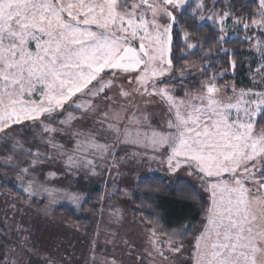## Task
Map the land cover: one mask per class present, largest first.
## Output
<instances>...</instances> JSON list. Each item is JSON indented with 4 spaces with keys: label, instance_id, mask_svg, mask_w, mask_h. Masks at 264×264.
I'll return each instance as SVG.
<instances>
[{
    "label": "snow or ice",
    "instance_id": "1",
    "mask_svg": "<svg viewBox=\"0 0 264 264\" xmlns=\"http://www.w3.org/2000/svg\"><path fill=\"white\" fill-rule=\"evenodd\" d=\"M182 172L187 214L144 219ZM105 177L94 207H136L146 243L53 233L40 255L23 209L91 211ZM0 188L26 197L0 192V264H264V0H0Z\"/></svg>",
    "mask_w": 264,
    "mask_h": 264
},
{
    "label": "rangeland",
    "instance_id": "2",
    "mask_svg": "<svg viewBox=\"0 0 264 264\" xmlns=\"http://www.w3.org/2000/svg\"><path fill=\"white\" fill-rule=\"evenodd\" d=\"M157 116H159L160 110L159 109H152ZM79 115V113H77ZM155 167V166H154ZM140 174H143L141 172ZM159 175H166V173H162ZM182 179H187L193 182L195 185H198V181L194 177H188L186 173H180ZM97 178L95 181H90L86 188L80 189L81 191H87L92 196V191L95 188L101 190V196L104 195L105 192V180ZM171 179H176L172 177ZM64 183V182H62ZM60 186V185H58ZM7 188H0V192H8ZM9 193V192H8ZM11 194V193H10ZM21 199H25L26 197H20ZM6 197L0 195V208H5L6 205L3 201ZM123 198L118 197L117 200L111 201L112 203H117L119 200ZM11 202V201H10ZM47 201L44 203H40L38 200L33 201L31 208H24L23 211L26 214L25 218L30 221L32 225L35 227L33 228L34 232V241L36 244L37 249L40 251V255H46L47 249L52 246L53 242V233L58 237L61 241H71L72 244L76 245L81 251L85 250L88 245V240L92 238L97 232L104 233L105 231H117L120 235L116 238L115 245L109 246L112 251L115 252L116 255H121L122 253V246L120 245V237L125 236L130 241H133L137 246L141 243H146V237L144 235V229L141 226V220H137L131 212V207L128 204H120L119 206L124 209L125 211V219L123 221V225L120 227H113L112 221L110 220L107 212L104 215L97 213H84V216L90 217L95 222V227L92 231H87L83 228L78 226H73L68 224L64 218L56 213V208L53 212L52 216L54 220L51 222H46L42 210L46 206ZM67 205V204H65ZM68 206V205H67ZM20 219V217H17ZM55 224L56 228L53 229L51 224ZM28 226V225H26ZM105 240V236H100V243L103 244ZM105 249H101L104 251ZM77 256H80V252H77ZM126 264H132L130 261H126Z\"/></svg>",
    "mask_w": 264,
    "mask_h": 264
},
{
    "label": "trees",
    "instance_id": "3",
    "mask_svg": "<svg viewBox=\"0 0 264 264\" xmlns=\"http://www.w3.org/2000/svg\"><path fill=\"white\" fill-rule=\"evenodd\" d=\"M208 31V28L205 27L202 30L201 34H207ZM228 46L231 47L232 45ZM227 78L228 77H226V79ZM152 185H155L156 187H159L161 189L160 195L161 197H163V199L157 201V204H159L160 207H157L156 205H152V207H143V217L146 220L156 219V217L153 215L154 211L159 212L167 210L169 218L178 223L180 219L184 217L188 212L187 205L184 203V201L198 195V193L195 191V188L193 187V185L195 184L187 179L181 178L179 181H176V179L162 180L160 178V175H158L156 179L152 181L148 186ZM6 190L11 193L12 196L24 197L18 191L11 188H7ZM92 193V199L90 200L88 205L85 206L87 209H91V211L74 213L71 211L70 206L64 205L57 207L56 213L62 216L68 224L78 226L87 231H92L95 227V222L92 218L84 216V213L98 212L94 205L98 203V200L96 198L101 197V190L95 188L93 189ZM132 200L134 201V204L136 206L141 205V200H144L145 204H152V201L142 193L134 194ZM131 212L137 220H140V213L137 211L136 207H131ZM0 215H2V213H0ZM177 223H173L170 226L176 227ZM168 226L169 225L166 224V227Z\"/></svg>",
    "mask_w": 264,
    "mask_h": 264
}]
</instances>
